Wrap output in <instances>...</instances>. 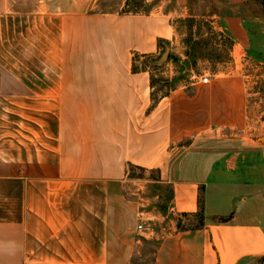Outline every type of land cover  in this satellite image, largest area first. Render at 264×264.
<instances>
[{
  "label": "crops",
  "instance_id": "crops-1",
  "mask_svg": "<svg viewBox=\"0 0 264 264\" xmlns=\"http://www.w3.org/2000/svg\"><path fill=\"white\" fill-rule=\"evenodd\" d=\"M247 2L221 0L219 30L232 57L261 64ZM124 5L0 0V264H129L139 240L156 241L153 264L263 257L264 121L247 116L249 88L227 73L151 100L142 63L157 41L178 45L175 26ZM132 169L157 173L162 212L125 194Z\"/></svg>",
  "mask_w": 264,
  "mask_h": 264
},
{
  "label": "rangeland",
  "instance_id": "rangeland-1",
  "mask_svg": "<svg viewBox=\"0 0 264 264\" xmlns=\"http://www.w3.org/2000/svg\"><path fill=\"white\" fill-rule=\"evenodd\" d=\"M219 2L221 0H125L121 11L146 13L159 9L171 14L178 45L171 47L167 42H160L158 53L142 63L153 83L154 101L177 86L200 85L203 78H207L208 83L215 75L221 77V74L228 73L237 75L243 86L249 88L247 116L250 120L259 117L264 121V56L261 64L253 63L237 51L231 56L232 43L219 30L217 17L223 11ZM246 2L251 5V13L261 18L264 27V0ZM183 62H186L187 68H184ZM253 92L256 95L252 97L250 93ZM128 176L134 179L135 185L129 187L126 183L125 194L134 189L137 198L139 195L140 199L147 200L143 208L162 212L166 191L156 183L147 182L155 180L157 173L150 172L149 178H146L145 171L132 169ZM155 246L154 240H139L129 264H153ZM247 264H264V256L251 259Z\"/></svg>",
  "mask_w": 264,
  "mask_h": 264
},
{
  "label": "trees",
  "instance_id": "trees-1",
  "mask_svg": "<svg viewBox=\"0 0 264 264\" xmlns=\"http://www.w3.org/2000/svg\"><path fill=\"white\" fill-rule=\"evenodd\" d=\"M159 43H160V41H157V48H159ZM152 80H151V78H150V85H151V87H152ZM163 96V95H162ZM162 96H160L159 98H161ZM151 100H152V96H151Z\"/></svg>",
  "mask_w": 264,
  "mask_h": 264
},
{
  "label": "built area",
  "instance_id": "built-area-1",
  "mask_svg": "<svg viewBox=\"0 0 264 264\" xmlns=\"http://www.w3.org/2000/svg\"><path fill=\"white\" fill-rule=\"evenodd\" d=\"M201 82L204 84V83H206L207 82V78H203L202 80H201ZM140 228V226H137V229H139Z\"/></svg>",
  "mask_w": 264,
  "mask_h": 264
},
{
  "label": "water",
  "instance_id": "water-1",
  "mask_svg": "<svg viewBox=\"0 0 264 264\" xmlns=\"http://www.w3.org/2000/svg\"><path fill=\"white\" fill-rule=\"evenodd\" d=\"M164 55V54H163ZM183 66H184V68H187V64H186V62H183Z\"/></svg>",
  "mask_w": 264,
  "mask_h": 264
}]
</instances>
